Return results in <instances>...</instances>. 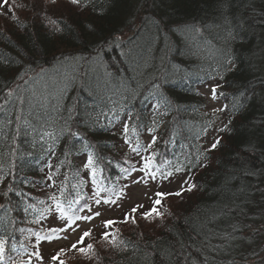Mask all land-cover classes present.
I'll return each instance as SVG.
<instances>
[{
	"label": "trees",
	"instance_id": "1",
	"mask_svg": "<svg viewBox=\"0 0 264 264\" xmlns=\"http://www.w3.org/2000/svg\"><path fill=\"white\" fill-rule=\"evenodd\" d=\"M8 4L13 12L7 6L0 10V105L8 91L14 95L0 112V204L8 210H0V217L14 222L0 226L5 241L0 264H35L31 253L40 252L45 242L37 243L35 234L57 229L48 224L56 203L79 215L89 205L91 186L116 190L121 178L138 166L141 154L143 164L149 158L153 170L176 172L183 165L180 172L196 188L166 196L163 220L150 224L137 217L138 225H114V244L101 240L104 227L91 232L81 245L93 244L90 258L65 248L60 257L65 264H175L167 252L176 241L184 244L180 264H264V129L253 136L244 118L237 117L231 124L236 132L216 134L229 147L208 152L202 137L218 122L219 128L229 124L232 112L230 107L207 112L199 90L216 79L218 93H227L217 95L223 108L237 88H250L255 96L247 121L264 120V0H124L104 22L114 37L104 50L97 48L94 37L82 43L68 32L69 27L83 31L88 20L100 23L91 7L81 10L67 0ZM42 17L45 23L57 21L63 33L43 27ZM229 29L240 33L236 42L227 39ZM229 54L236 57L237 72L224 79L218 69ZM103 79L137 89L126 102L127 113L120 111L115 120L98 93ZM153 81L164 87L153 92ZM20 97L25 98L24 117L32 118L31 101L57 133L73 109L80 136L41 143L26 135V126L15 121ZM246 137L257 148L241 157L247 160L241 165L235 153ZM84 138L90 149L84 148ZM89 152L94 164L85 168ZM204 164L208 166H199ZM246 171L255 176H245ZM158 239L163 243L154 249Z\"/></svg>",
	"mask_w": 264,
	"mask_h": 264
},
{
	"label": "snow or ice",
	"instance_id": "2",
	"mask_svg": "<svg viewBox=\"0 0 264 264\" xmlns=\"http://www.w3.org/2000/svg\"><path fill=\"white\" fill-rule=\"evenodd\" d=\"M46 2L55 4L57 0H46ZM67 2L75 6L79 9L91 7L93 16L97 17L100 20V23H97L96 20H88L85 25H83L84 30L80 32H76L74 28L69 27L68 32L71 34H74V38L79 40L82 43H87V37H94L96 46L99 50H104L106 46H109V41L114 39L111 32H107V28L105 26V21H110L111 14L115 10L116 6L120 3H123L124 0H67ZM0 6H7L9 8V12H13V6L8 4V0H0ZM46 17L41 18V25L43 27H46L49 29L51 33H63L64 29L59 26V23L55 20H48L47 23H45ZM138 19V17H137ZM131 23L135 24L136 20L131 21ZM159 27V25H157ZM178 30H180V26H176ZM185 28L190 29L195 32H200L202 29L196 25H186ZM107 32V34H105ZM240 37V33L234 32L231 29L228 31L227 39H230L233 42H236ZM37 55H39V50L37 49ZM99 55V52L97 53ZM125 55H132L135 59V55L132 53H126ZM236 57L233 54H229L224 58V61L219 66V71L221 73V78L226 79L227 75L229 73H236L237 72V65L235 63ZM232 64L233 67L229 68L228 65ZM21 77L18 75L17 79H20ZM27 83V81H26ZM261 87H264V81H261ZM98 93L100 94L101 100H105L106 103L104 104V108L107 109V111L112 112L113 114V120L118 118V113L120 111L127 113L126 108V102L130 97H134L137 93L136 88H132L127 84H113L108 79H103L101 82L98 83ZM139 87V86H137ZM150 88L153 89V92H158L161 88L164 87L162 83H157L153 81L151 85H149ZM219 85H214L212 88V96L215 99L217 95L226 97L227 93L219 92L218 88ZM142 94V93H141ZM14 95V90L8 91L6 93V99L5 104L0 105V112H3L5 109L6 104L8 103V100ZM255 93L252 89H240L237 88L235 93L233 94V99L230 103V105H225L223 108L217 109L216 111H226L229 107L231 108L232 115L230 117L229 124L225 125L222 128L216 129L218 133H229L232 134L237 131V129L231 127V124L233 121L236 120L237 117H242L244 120L243 122H247L250 127V131L252 132V135L254 136L257 131L260 129H264V120H261L259 123L255 121H247V113L248 109L251 105V100L254 98ZM20 104L21 108L18 110L15 121L16 122H22L26 128H25V134H32L34 136H37L39 138V141L41 143H45L47 140H52L53 143L60 140L62 136L67 137L69 139L71 138H78L80 136L78 128H76V122L72 120V111L73 109H69V116L68 119L65 121V124L63 127L60 128L59 132H55L50 130L52 128V125L42 119V116L37 113L32 107H31V101H29L30 108L29 112L31 114L32 118H27L22 115L23 112V105L25 103V98L20 97ZM264 99V98H262ZM163 103V102H162ZM111 105V107H109ZM161 105H157L159 107ZM170 106V105H167ZM11 115V114H9ZM128 115L131 117V113H128ZM105 119H107V116H104ZM99 119V117L97 118ZM111 122V121H110ZM7 124L13 123L12 119H6ZM128 130V122H124V131L125 133ZM151 131V129H149ZM19 132V129L17 130ZM156 140V137L152 138V141L154 142ZM126 142H128L126 140ZM242 144L244 146L240 147L239 150L235 153L236 154V160L241 164L245 165L247 163L246 159H242L241 157L246 154H251L256 151V144L252 142V139L250 137H246L245 141H242ZM84 148L90 149L91 144L88 143L87 138H84L83 142ZM149 147H151V143L149 144ZM221 147H229V145H225L223 142L222 136H217L216 139L211 143L208 152H212L217 150ZM207 158V157H206ZM145 162L140 169V171L143 173L141 177H139L136 181H133V183H147L149 180L155 181L157 178L160 180H167L171 177L172 172L170 171H161L159 169L153 170L151 168V161L149 158H144ZM94 164V154L89 152L87 161L84 164L85 168L92 167ZM200 167H207L208 165H199ZM94 170V169H93ZM184 170L183 165H178L175 168L176 172H180ZM245 176H255L254 172L246 171L243 173ZM196 188L195 184H189L185 182V185H182L181 190L175 193H164V192H155L154 198L152 199L151 207L148 208L145 211H141V209L144 207L143 205H136L131 208L129 212H126L124 214L123 220H105L103 221V227L105 231L101 234V240L106 241L108 243H115V236L110 229L118 223L120 224H128L131 223L133 225H138L139 221L137 217H139L140 220H144L146 222H149L150 224L155 223L157 220H163L166 213L161 210L162 208V201L166 196L169 195H175L180 196L183 192H192ZM11 190V188L9 189ZM123 193H117V197L119 198ZM4 196L8 195V192L3 193ZM17 195H20V193H17ZM100 195L99 192L95 193L94 196V202L96 205H100L102 202L104 204H116L115 200L110 199H97L95 197H98ZM54 199V198H53ZM71 207V205H70ZM84 209H88V211L91 213L90 215H78V214H69L65 211V209L62 207V205L57 202L56 203V210L61 214V217H67V222L65 223L63 228L60 229H48L46 231V234L40 235L39 233H36V240L37 243L40 241H53V240H59V239H66V236L60 235L61 233H64L67 230L73 229V226L79 227L78 224H76L77 221H91L95 217L100 216V212H92L89 205L85 204ZM84 209H81L83 211ZM0 210H4L5 213H7V209H5V206L3 204H0ZM14 221H10L5 217H0V226L6 227L8 223H12ZM258 231V229H257ZM50 233V234H49ZM91 235V229L82 232L79 240H77L75 243L71 245V250H75L79 252L81 255L89 256L90 253L94 251L93 244H87L86 247L78 245H83L85 237H89ZM163 243V241H160L159 239L153 244V248H158L159 244ZM4 244L5 241L3 239H0V254L4 252ZM176 244L179 245L180 251H176ZM184 244L182 241H176L175 244L169 243L168 244V258L169 260H172L173 257H175V264H180V258L181 254L183 252ZM66 250L61 248L55 255L51 257L52 261H58L59 264H65V261L63 259H60V257L64 254ZM32 256H36L38 259H42L39 252H33L31 253ZM2 258V257H0ZM15 264V262H14ZM185 264H187V261H185Z\"/></svg>",
	"mask_w": 264,
	"mask_h": 264
},
{
	"label": "rangeland",
	"instance_id": "3",
	"mask_svg": "<svg viewBox=\"0 0 264 264\" xmlns=\"http://www.w3.org/2000/svg\"><path fill=\"white\" fill-rule=\"evenodd\" d=\"M4 6H0V10ZM216 79H211L200 86V93L205 100V109L207 112H216L217 109L221 108L220 100L212 96V88L217 85ZM220 123L218 122L212 128H210L201 139V143L204 147L209 148L211 143L216 139L217 131L219 129ZM122 126V125H121ZM148 133L145 134V141L148 140ZM125 141V139L123 140ZM125 145L126 142H123ZM143 158L142 154L138 157V166L124 175L120 180L119 187L115 190L112 188L110 191H102L95 186H91L89 194V207L92 212H100V216L95 217L91 221H77L76 224L79 227L73 226V229L67 230L60 235L66 236V239H59L53 241H45L40 253L42 259L34 257L35 264H57L56 261H52L51 257L55 255L61 248H70L73 243L79 240L82 232L91 229V232H102L103 231V221L109 219H122L126 212H129L132 207L136 205H143L142 211L147 210L151 207L152 199L154 198V193L159 192H178L181 190L182 185L185 182L189 183L186 175L181 172H172V175L167 180H160L157 178L155 181L149 180L147 183H133L139 177L143 175L140 169L143 166L141 160ZM99 192L100 195L95 197L97 199H110L115 200L116 204H104L96 205L94 202L95 193ZM122 192L123 194L118 198L117 193ZM91 213L88 209H84L79 213V215H90ZM67 222V217H61L58 211L52 212L48 216V224L57 229L63 228ZM81 245H78L80 247ZM29 264V263H27Z\"/></svg>",
	"mask_w": 264,
	"mask_h": 264
}]
</instances>
